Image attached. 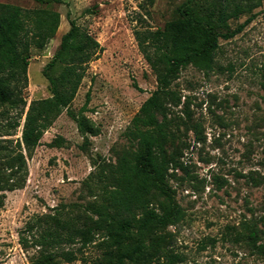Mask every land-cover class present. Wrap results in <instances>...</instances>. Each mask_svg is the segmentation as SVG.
I'll return each mask as SVG.
<instances>
[{"label": "rangeland", "instance_id": "1", "mask_svg": "<svg viewBox=\"0 0 264 264\" xmlns=\"http://www.w3.org/2000/svg\"><path fill=\"white\" fill-rule=\"evenodd\" d=\"M181 2L0 0V4L50 8L60 14L55 36L43 50H32L22 89L24 110L31 100L50 95L42 69L69 28L67 14L101 47L88 63L69 108L26 156L24 186L4 192L0 264H32L42 249L36 245L44 226L41 218L80 213L91 200L86 180L96 163L114 161L122 150L133 148L124 131L156 88L155 75L138 49L134 32L161 28ZM253 12L248 23L247 14L229 20L230 29L240 24L243 28L231 38H220L212 70L188 65L172 84L181 96L169 116L183 168L169 182L185 212L179 223L168 227V248L180 260L176 264H264V258L243 242H234L227 229L243 220L256 221L264 242V4ZM81 109L98 130L87 139L68 113ZM18 116L19 110L0 107V133L7 117ZM23 120L24 114L20 125L10 129L12 135L4 137L19 138ZM58 137L63 145L50 146ZM97 239L83 249L86 259L99 254ZM79 245L60 244L54 249Z\"/></svg>", "mask_w": 264, "mask_h": 264}, {"label": "trees", "instance_id": "2", "mask_svg": "<svg viewBox=\"0 0 264 264\" xmlns=\"http://www.w3.org/2000/svg\"><path fill=\"white\" fill-rule=\"evenodd\" d=\"M61 2V0H36ZM264 0H182L161 28L135 30L137 46L155 75L156 88L142 102L124 131L133 148L124 149L114 161L101 160L86 180L91 196L80 213L45 215L36 245L42 249L32 264H176L177 255L168 248L169 226L185 215L175 199L170 179L182 169L181 148L176 144L169 116L181 103L172 88L179 72L188 65L212 70L219 40L233 37L244 24L230 29L229 20L247 14L245 23ZM68 16L69 28L44 65L50 95L33 99L27 109L22 89L27 84V66L32 50H43L60 23V14L50 8H22L0 4V107L19 110L7 117L0 133V206L4 192L22 188L26 156L38 145L44 131L64 109H68L85 75L86 67L101 47L92 34ZM69 112L78 131L87 139L97 128L83 113ZM24 114L21 135H12ZM54 138L50 146H62ZM234 242H243L264 258L261 230L253 220L228 226ZM98 236L99 254L91 259L83 249ZM76 249L55 250L56 245L74 244ZM164 258V259H163ZM162 259V260H161Z\"/></svg>", "mask_w": 264, "mask_h": 264}]
</instances>
